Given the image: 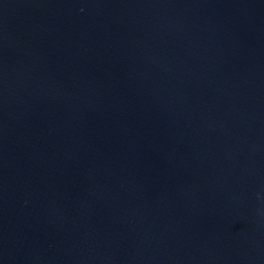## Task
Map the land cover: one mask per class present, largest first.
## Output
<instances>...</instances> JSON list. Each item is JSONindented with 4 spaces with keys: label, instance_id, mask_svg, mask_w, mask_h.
Listing matches in <instances>:
<instances>
[{
    "label": "water",
    "instance_id": "95a60500",
    "mask_svg": "<svg viewBox=\"0 0 264 264\" xmlns=\"http://www.w3.org/2000/svg\"><path fill=\"white\" fill-rule=\"evenodd\" d=\"M0 264H264V0H0Z\"/></svg>",
    "mask_w": 264,
    "mask_h": 264
}]
</instances>
